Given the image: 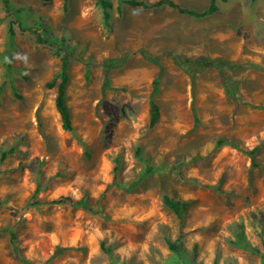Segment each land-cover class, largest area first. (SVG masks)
Segmentation results:
<instances>
[{
    "label": "rangeland",
    "instance_id": "obj_1",
    "mask_svg": "<svg viewBox=\"0 0 264 264\" xmlns=\"http://www.w3.org/2000/svg\"><path fill=\"white\" fill-rule=\"evenodd\" d=\"M107 1L0 0V264H264V0Z\"/></svg>",
    "mask_w": 264,
    "mask_h": 264
},
{
    "label": "trees",
    "instance_id": "obj_2",
    "mask_svg": "<svg viewBox=\"0 0 264 264\" xmlns=\"http://www.w3.org/2000/svg\"><path fill=\"white\" fill-rule=\"evenodd\" d=\"M1 1L4 6L5 13L6 14L12 13L8 0H1ZM126 3H128L130 6L141 7L143 9H151V8H157L161 6H169V7L177 9L181 13H186L194 17H204L207 15H210L214 13L218 8L216 0H209L208 5L201 10L182 7L176 4L175 2H173L172 0H156L151 3H146L142 0H126ZM100 4L103 9V18L105 21H107L110 18V13L108 12V9L110 8V2L107 0H100ZM28 29H30L34 33L36 31V26L34 25L32 28H28ZM9 33L11 35L13 34L12 22L9 25ZM38 39H41V38H38ZM65 51L67 50L65 49ZM147 59L152 61L158 66V71L151 80V90H150L149 98H148L149 117H148L147 128L150 129L155 124H157L160 119V111H159L158 104L155 101V97L159 91V83H160L161 75L164 71V65L162 64V62L159 61L157 57L147 56ZM117 62L118 60L116 58H110L103 63V68L106 71L104 87H109L110 79L108 76V70L116 66L118 64ZM195 64L201 65L203 63L200 60H196ZM67 66H68L67 58L63 57L60 69L55 74V76L50 80V82L48 83V87H53L54 85H56V95H55V100H54L55 108L60 116L62 128L67 131H72L73 124L71 120V113H70L68 104L66 102V87H67L68 80H69ZM88 69L89 68L87 66L86 73H88ZM195 121H197L196 118H195ZM221 144L238 145L235 140L225 139V138L219 139L216 141V145H221ZM247 152L249 153V155H254L255 150L253 149ZM163 202L169 209H171L174 212V214L176 215L178 219L179 228H181L184 225V216H185L186 209L189 205V202L187 200L177 199V198H174L168 195L163 196ZM167 245L171 251L173 252L178 251V246L176 243L167 240Z\"/></svg>",
    "mask_w": 264,
    "mask_h": 264
},
{
    "label": "clouds",
    "instance_id": "obj_3",
    "mask_svg": "<svg viewBox=\"0 0 264 264\" xmlns=\"http://www.w3.org/2000/svg\"><path fill=\"white\" fill-rule=\"evenodd\" d=\"M18 58H19V57H18ZM23 59H25V60H26L27 58H26V57H23Z\"/></svg>",
    "mask_w": 264,
    "mask_h": 264
}]
</instances>
